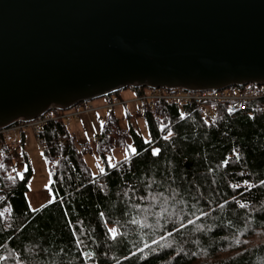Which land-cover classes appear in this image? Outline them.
I'll return each instance as SVG.
<instances>
[{
	"label": "trees",
	"instance_id": "1",
	"mask_svg": "<svg viewBox=\"0 0 264 264\" xmlns=\"http://www.w3.org/2000/svg\"><path fill=\"white\" fill-rule=\"evenodd\" d=\"M112 94L121 98L119 90L106 97ZM139 106L150 144L131 126L121 133L113 108L98 118L105 127H98L93 142L102 159L126 135L139 153L130 163L115 161L116 169L104 163V176L86 165L90 148L70 123L58 118L41 127L36 138L43 155L53 159L56 202L35 213L26 200L31 170L23 181L8 179L16 176L14 162L0 135V211L12 208L0 217V264H264V101L231 113L213 104L209 119L190 103L181 110L164 101ZM168 128L173 136L165 140ZM152 148L160 154L152 156ZM244 181L254 186L251 191ZM235 184L241 187L233 190ZM193 212L208 213L196 221L204 230L188 225L176 231L195 219ZM111 227L118 229L115 239L107 232ZM162 236L170 247H160ZM87 252L91 259L82 255Z\"/></svg>",
	"mask_w": 264,
	"mask_h": 264
},
{
	"label": "water",
	"instance_id": "2",
	"mask_svg": "<svg viewBox=\"0 0 264 264\" xmlns=\"http://www.w3.org/2000/svg\"><path fill=\"white\" fill-rule=\"evenodd\" d=\"M247 83L264 0H0V129L128 87Z\"/></svg>",
	"mask_w": 264,
	"mask_h": 264
},
{
	"label": "rangeland",
	"instance_id": "3",
	"mask_svg": "<svg viewBox=\"0 0 264 264\" xmlns=\"http://www.w3.org/2000/svg\"><path fill=\"white\" fill-rule=\"evenodd\" d=\"M121 97L132 98L133 94L124 88L119 90ZM112 94L111 97H114ZM105 96L95 98L87 101L92 105L103 104L105 101ZM98 114L104 115L107 110L104 108H99L96 110ZM113 116L117 118L118 128L121 133H126L129 126H131L142 138L143 140H148V131L145 122L139 116H137V104L135 102H128L123 105H116L113 107ZM73 121V120H72ZM116 125L113 124V132H118L115 128ZM18 133V132H17ZM16 133V134H17ZM25 143L21 144L19 134L16 135V140H18V146H9V152L12 156L14 162V168L17 171H23L24 167L27 166L31 170V175L28 179L31 182V188H27L26 197L27 204L30 201L31 206L34 209L48 203L50 196V185H49V173L51 166L53 164V159L46 158L42 153V145H40L30 128L24 130ZM120 135V134H118ZM119 137H122L121 135ZM78 139L81 141H87V146L90 148L84 154V161L89 167L92 173L99 172L97 164L100 167L104 166V163L108 164V158H111V162L114 163L117 160L125 158V148L127 145L131 144V139L128 135L123 136L124 144L117 147H110L108 150L104 151V157L101 158L100 154L95 151L96 143L93 142L92 138H86L83 133L78 135ZM15 173V172H14ZM16 174V173H15ZM27 184V185H28ZM52 193V191H51ZM53 194V193H52Z\"/></svg>",
	"mask_w": 264,
	"mask_h": 264
},
{
	"label": "built area",
	"instance_id": "4",
	"mask_svg": "<svg viewBox=\"0 0 264 264\" xmlns=\"http://www.w3.org/2000/svg\"><path fill=\"white\" fill-rule=\"evenodd\" d=\"M133 98L130 101L136 103L164 101L175 105L181 110L184 104H193L201 113L202 118L209 119L213 112V104L226 105L227 111L231 112L242 110L251 101L261 99L264 101V85L257 83H248L240 86H231L220 90L190 91L181 89H143L131 88ZM126 100L115 99L108 103L104 108H110L113 105L123 104ZM91 105L76 104L66 111L54 110L53 113H45L38 118L28 122H16L9 127L0 130V135L6 140H10L11 132L26 130L30 128L34 134L40 132L41 127L48 121H54L58 118L69 121L72 118H81L83 115L94 111ZM140 110L138 108L137 113ZM229 112V111H228ZM96 139V137H94ZM39 141V140H38Z\"/></svg>",
	"mask_w": 264,
	"mask_h": 264
},
{
	"label": "snow or ice",
	"instance_id": "5",
	"mask_svg": "<svg viewBox=\"0 0 264 264\" xmlns=\"http://www.w3.org/2000/svg\"><path fill=\"white\" fill-rule=\"evenodd\" d=\"M228 111L231 113L232 109L229 108ZM179 118L181 120H183L185 117H184L183 114H181ZM104 127H105L104 123L101 122V124H100L101 130H103ZM165 127H167V126L164 125V124H161L160 131H164ZM94 131H95V129H94ZM172 136H173V131L171 130V128H168L167 134L163 138L165 140H167L168 138H170ZM144 143L145 144H150V143H152V141L151 140H145ZM151 154L154 157L158 156L160 154V149L159 148H152ZM137 155H139L137 149L133 145H131V144L127 145V147L125 148V160L123 161V163H130L132 157L137 156ZM237 158H238V156H237ZM228 163H229V160L226 158L223 161V165L224 166H227ZM96 166H97V168L99 170V174L101 176H104V175L107 174L104 167H100L99 164H97ZM3 167H4V165L2 163H0V168H3ZM108 167L110 169H116V167H117L116 164H114V163L111 162V158L110 157L108 158ZM13 171L16 173V176L15 177L9 176L8 179L9 180H12V181H15L16 179H19L20 181H23L24 180V172H27L28 171V167L25 166L22 172L21 171H17L15 168H13ZM51 176H52V173H49V177H50L49 182H48L49 185H51L53 183V181L51 180ZM95 179H96V177L93 176V181H95ZM261 184L264 185V181H261ZM27 186L29 187V189L31 188V182L30 181H29V184ZM243 186H245L248 189V191H251L252 188L254 187L248 181H244L243 182ZM231 187L233 188V190H237L239 187H241V185L240 184H235V185H231ZM49 191H50L51 198L49 199L48 204L55 203L56 202V197H55L54 194L51 193V189H49ZM3 199H4L3 197H0V201H3ZM26 200H27V197H26ZM48 204L42 205L40 209H34L31 206V203L29 201L28 202V211L29 212H32V213L41 211L44 207H47ZM224 206H225L224 204L219 205V207H221V208H223ZM245 206H246L245 203H240L239 204V207L240 208H245ZM5 213H8L9 215L12 214V208H11V206L5 207L3 209V211H0V217H3L5 215ZM192 215L195 216V219H188L186 224L185 223H181L180 224V228L176 229V231H179L180 229H183V228L187 227L188 225H195V227L197 229L204 230V226L203 225L196 224V221L201 220L204 216L208 215V213L201 212L200 215H196V213L193 212ZM131 222L132 223H137V221L135 220V218H133V220ZM117 231H118V229L115 228V227H111V228H108L107 229L108 234L113 239L116 238ZM169 235H172V233L169 232ZM160 239L162 241H164L163 244H160V242L157 241V240H153L152 243L153 244H160V247H162V248L170 247L171 246L170 243L166 240L165 237L162 236ZM83 243L84 242L82 240H78L77 241V247H80V245H82ZM237 243H239V241H237ZM144 247L145 248H149L150 246L148 244H145ZM141 251H143V249H141ZM82 255L86 256L88 259H91L92 258V253H90V252L83 253ZM193 255H195V253H193ZM3 259H4V257L3 256H0V260H3Z\"/></svg>",
	"mask_w": 264,
	"mask_h": 264
},
{
	"label": "crops",
	"instance_id": "6",
	"mask_svg": "<svg viewBox=\"0 0 264 264\" xmlns=\"http://www.w3.org/2000/svg\"><path fill=\"white\" fill-rule=\"evenodd\" d=\"M111 98L106 97L104 103L109 101ZM103 103V104H104ZM91 104V103H89ZM103 104H99L95 107H99ZM92 105V104H91ZM101 114H98L96 111L92 113H88L82 117V119H74L73 121L70 122V127L71 131H73L77 137L81 133L85 135L86 138H90V136L94 133L97 132L98 127L100 126L98 118L100 117ZM95 129V131H94ZM19 134V137L21 136L20 132H18L16 135ZM16 135H14V138H16ZM21 144L25 143V135L23 133V138L20 139ZM18 140H16V144L14 146H18Z\"/></svg>",
	"mask_w": 264,
	"mask_h": 264
}]
</instances>
